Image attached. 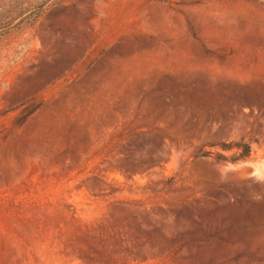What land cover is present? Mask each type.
I'll return each mask as SVG.
<instances>
[{"label":"rangeland","instance_id":"obj_1","mask_svg":"<svg viewBox=\"0 0 264 264\" xmlns=\"http://www.w3.org/2000/svg\"><path fill=\"white\" fill-rule=\"evenodd\" d=\"M0 264H264V0H0Z\"/></svg>","mask_w":264,"mask_h":264}]
</instances>
